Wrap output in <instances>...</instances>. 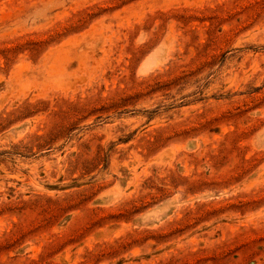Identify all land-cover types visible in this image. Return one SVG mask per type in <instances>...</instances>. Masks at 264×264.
<instances>
[{"label":"rangeland","instance_id":"rangeland-1","mask_svg":"<svg viewBox=\"0 0 264 264\" xmlns=\"http://www.w3.org/2000/svg\"><path fill=\"white\" fill-rule=\"evenodd\" d=\"M0 264H264V0H0Z\"/></svg>","mask_w":264,"mask_h":264}]
</instances>
